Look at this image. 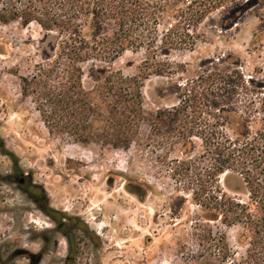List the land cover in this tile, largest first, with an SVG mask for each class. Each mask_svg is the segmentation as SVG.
<instances>
[{
    "label": "trees",
    "instance_id": "obj_1",
    "mask_svg": "<svg viewBox=\"0 0 264 264\" xmlns=\"http://www.w3.org/2000/svg\"><path fill=\"white\" fill-rule=\"evenodd\" d=\"M239 1L0 0V23H36L53 40L33 73L21 77L24 97L33 101L51 136L116 150L149 147L167 150L166 155L180 147L185 158H166L165 163L171 178L201 207L206 242L212 240L211 221L240 229L243 255L234 258L222 234L216 262L264 264V81L247 78L238 59L206 61L189 71L168 57L193 51L205 19L220 9L243 6ZM128 52L144 53L133 76L113 69ZM91 62L108 67L90 72L97 85L89 91L84 78ZM152 77L185 82L175 85L178 104L158 110L150 121L143 145V88ZM194 139L202 147L196 156ZM223 176H237L245 197L229 194Z\"/></svg>",
    "mask_w": 264,
    "mask_h": 264
},
{
    "label": "rangeland",
    "instance_id": "obj_2",
    "mask_svg": "<svg viewBox=\"0 0 264 264\" xmlns=\"http://www.w3.org/2000/svg\"><path fill=\"white\" fill-rule=\"evenodd\" d=\"M239 2L243 6L237 9L211 13L200 26L197 47L172 52L170 60L192 71L206 61L234 58L241 61L247 78L253 75L264 81V32L259 38L257 35L264 30V0ZM48 36L36 23L26 27L17 22L0 23V264H28L11 241L18 237L20 245L25 244L22 233L27 225L39 230L45 227L39 213L13 220L9 205L15 203L18 207L21 197L9 193L5 177L14 168L42 184L52 203L78 214L94 232L105 233L104 264H218L215 257L222 234H226L234 258L239 259L244 253L237 241L240 229L211 221L212 240L207 243L201 207L171 178L165 159L185 158L180 147L168 155L167 150L149 147L141 152L125 151L100 143L84 146L49 134L35 104L21 90V77L30 76L43 61L44 51L52 50L53 40ZM143 59L144 53L128 52L113 69L133 76ZM106 67L101 62L85 65L87 90H95L97 85L90 72ZM179 77L173 81L152 77L145 82L143 145L157 111L178 104L175 85L183 86L185 82ZM95 95L96 103L101 105ZM194 141L196 156L202 147L198 139ZM222 181L229 194L245 197L228 189L229 182L239 183L237 176H223ZM10 195L14 201L10 202ZM31 220L39 223L28 224Z\"/></svg>",
    "mask_w": 264,
    "mask_h": 264
},
{
    "label": "flooded vegetation",
    "instance_id": "obj_3",
    "mask_svg": "<svg viewBox=\"0 0 264 264\" xmlns=\"http://www.w3.org/2000/svg\"><path fill=\"white\" fill-rule=\"evenodd\" d=\"M5 179L9 193H17L21 197L18 207L15 203L9 205L13 220L20 215L25 219L29 213H39L45 225L41 230L36 226L24 227L23 245H20L22 241L18 237L11 241L17 248L16 252L22 254L28 264H104L106 243L102 236L105 233L94 232L78 214L68 213L52 203L45 187L33 181L29 174L14 168ZM11 195L10 202L15 199ZM31 222L39 223L31 220L28 224ZM38 242L39 247L34 250L33 246Z\"/></svg>",
    "mask_w": 264,
    "mask_h": 264
},
{
    "label": "water",
    "instance_id": "obj_4",
    "mask_svg": "<svg viewBox=\"0 0 264 264\" xmlns=\"http://www.w3.org/2000/svg\"><path fill=\"white\" fill-rule=\"evenodd\" d=\"M49 39H51L50 36H48V40ZM232 179H234V178H232ZM238 182L239 183L236 182L237 183L236 185L234 183H232V182H229L228 189L230 191H232L233 193H235V194H239V195L243 194V195H245V187H244L243 183L241 182L240 179H239Z\"/></svg>",
    "mask_w": 264,
    "mask_h": 264
}]
</instances>
